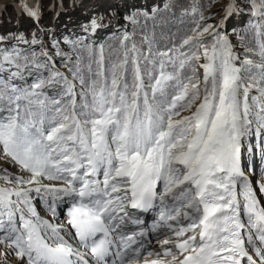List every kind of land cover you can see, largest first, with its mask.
<instances>
[{"label":"snow or ice","instance_id":"snow-or-ice-1","mask_svg":"<svg viewBox=\"0 0 264 264\" xmlns=\"http://www.w3.org/2000/svg\"><path fill=\"white\" fill-rule=\"evenodd\" d=\"M9 9L0 264H264V0Z\"/></svg>","mask_w":264,"mask_h":264},{"label":"rangeland","instance_id":"rangeland-1","mask_svg":"<svg viewBox=\"0 0 264 264\" xmlns=\"http://www.w3.org/2000/svg\"><path fill=\"white\" fill-rule=\"evenodd\" d=\"M11 0H6L0 5L10 3ZM56 0H46L47 3H55ZM77 3V7H73V0H63L65 11L60 15L59 20L56 21V25L60 30L64 28H72L81 21H83L88 14L92 11H100L104 7L110 3V0H75ZM141 4H152V3H162V0H139ZM220 3L217 2L213 4V8L211 10L215 11L219 9ZM207 15V11L205 12ZM11 17V23L9 22V18ZM52 22L51 15L45 13V23ZM16 27L15 17L12 14V10L9 9L7 13H5L2 17H0V31L12 30ZM21 27L23 29H27L28 25L26 22H21ZM252 141V137L250 138ZM253 181L258 182L260 179L256 178V175L252 178ZM43 214V213H42Z\"/></svg>","mask_w":264,"mask_h":264},{"label":"trees","instance_id":"trees-1","mask_svg":"<svg viewBox=\"0 0 264 264\" xmlns=\"http://www.w3.org/2000/svg\"><path fill=\"white\" fill-rule=\"evenodd\" d=\"M177 2L187 6L188 4H190L192 2V0H177Z\"/></svg>","mask_w":264,"mask_h":264},{"label":"bare ground","instance_id":"bare-ground-1","mask_svg":"<svg viewBox=\"0 0 264 264\" xmlns=\"http://www.w3.org/2000/svg\"><path fill=\"white\" fill-rule=\"evenodd\" d=\"M4 1H6V0H0V4L3 3ZM251 176H252V175L249 174V178H251Z\"/></svg>","mask_w":264,"mask_h":264}]
</instances>
